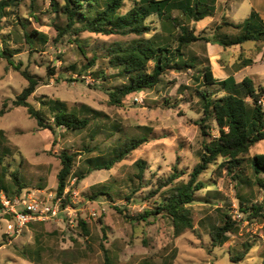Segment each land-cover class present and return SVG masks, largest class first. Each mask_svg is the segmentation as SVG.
Wrapping results in <instances>:
<instances>
[{"label": "rangeland", "instance_id": "1", "mask_svg": "<svg viewBox=\"0 0 264 264\" xmlns=\"http://www.w3.org/2000/svg\"><path fill=\"white\" fill-rule=\"evenodd\" d=\"M32 1L25 0L19 6L9 2L0 21V51L6 49L7 56L11 55L15 64H21V70L26 69L40 79L29 102L36 107H39L41 100L53 99L61 101L68 108L78 109L85 105L101 113V116L92 121L88 129L79 132L57 128L52 133L48 129L38 128L25 108L13 106L16 96L26 86V80L5 58L0 57V130L5 137L4 145L9 150L5 159L7 171L4 173V180L10 186L9 193L15 189L11 182L15 170L29 186L28 190L54 193L56 176L61 168L59 153L70 150L80 154L76 160L77 173L84 159L110 153L116 143L115 124L124 125L129 131L138 126L149 127L152 129V139L110 170L91 171L79 183L74 180L76 174L72 175L68 186L74 207L64 209L58 216L45 222L31 223L20 235L11 237L5 235L7 224L0 218V264H262L264 221H246L237 211L235 182L216 166L209 167L199 177L206 188L195 193L196 201L190 206L192 229L175 236L166 217H149L147 222L133 223L125 217L133 219L155 209L153 201L158 196H154L150 190L155 189L156 179L166 178L176 167L184 172L182 178L187 180V174L199 161L202 137L195 122L201 118L202 111L197 94L190 97L187 89L201 83L199 77L195 80L196 72L168 71L153 89L128 96L122 106L110 105L106 89L124 80L114 77L115 71L102 61L80 77L77 71L87 65L90 55H80L74 41L77 36H64L56 40V26H63L65 19L55 12L52 5L57 2L60 7L63 0ZM252 4L255 5L256 0H219L213 17L193 25L197 33L205 28L211 33L210 29L216 25L225 27L228 22L242 23L250 14ZM129 5L128 2L126 8ZM173 15L181 17L177 12ZM21 21L28 31L46 34L48 42L31 51L24 43ZM150 21L159 32L153 34L151 31L150 36L154 35L156 41L163 38V43L173 50L178 31L169 35L161 23L153 18L147 20ZM226 28L222 32H237ZM130 38L87 32L78 36V39L86 42L87 49L95 50L98 55L105 52L104 48L127 42ZM244 45L249 48L253 42ZM215 48L210 43L198 42L191 45L189 50L201 57L208 56L211 64L214 58L210 54ZM227 52L223 54L225 56L220 55L221 61ZM71 66H75L77 71L71 70ZM48 68L55 69V75H49ZM257 68L251 65L237 78L250 76L255 85L264 88V77L260 81L252 77ZM98 70L109 75L107 81H97L95 76L89 74ZM47 121L52 120L48 117ZM211 134L216 135L215 129ZM261 154H264V140L256 143L249 155L253 158ZM138 162L145 167L143 181L139 183L135 180L136 184L125 188L123 184L128 177L138 172ZM107 182H116L115 188L121 190L112 202L89 201L82 197L92 185ZM212 192H221L225 200L211 197ZM130 193L131 197L127 200L125 194ZM255 199L264 205L263 193H256ZM114 207L123 212L119 213ZM221 207L239 226L237 234L228 235L229 249H224L226 246L212 247L208 235L210 228L220 224L218 209ZM17 210L20 211L19 208ZM80 221L87 225L89 236H85L78 226ZM239 254L240 260H234Z\"/></svg>", "mask_w": 264, "mask_h": 264}, {"label": "trees", "instance_id": "2", "mask_svg": "<svg viewBox=\"0 0 264 264\" xmlns=\"http://www.w3.org/2000/svg\"><path fill=\"white\" fill-rule=\"evenodd\" d=\"M24 1L0 0V21L9 2L19 6ZM218 1L63 0L60 7L57 2L52 5L56 9L55 12L62 14L65 19L63 26H56V38H58L56 40L64 36H77L74 41L80 55L83 57L90 55L87 57V65L78 71L75 66H71V70H76L82 77L88 72L87 70L102 61L115 71L114 77L124 80L121 84L106 89L110 105L122 106L128 96L153 89L168 71L194 70L197 74L195 80H198V77L201 79L198 86L187 87L190 97L197 94L202 111L201 118L195 122L199 126L202 137L199 161L187 174V180L182 178L184 172H180L176 167L166 178L156 179L155 189L150 190L154 196H158L153 201L156 205L155 209L145 211L133 219L125 215L132 223L134 221L147 222L149 217H166L171 222L175 236L192 229L193 219L190 206L196 201L195 193L206 188V184L199 177L211 166L224 171L235 182L237 211L243 215L245 220L264 221V205L256 202L255 199L256 193L264 194V154L255 155L253 158L249 155L251 148L264 140V106L260 103L261 100L264 101V88L261 85H255L250 76L244 77L240 82H236L232 76L219 80L213 75L209 57H201L189 50L191 45L198 42L217 45L226 51L238 47L241 53L237 56L236 68H244L252 63L253 57L260 50L257 47L255 50L250 48L248 51L251 54L246 56L247 51L245 50L247 49L244 44L247 42L264 43V22L258 12L252 10L242 23L228 22L225 23V27L216 25L211 28V33L206 28L197 33L193 24L207 17H213ZM128 2L130 5L126 8ZM174 12L179 13L181 17L174 16ZM150 18L161 23L169 35L171 32L178 31L177 35L174 34L176 45L173 50L163 43V38L156 41L154 35L150 36L151 31L153 34L159 33L152 26V21L147 22ZM180 20L185 23H180ZM20 24L24 29V43L31 51L37 50L36 48L48 42L46 34L35 30L28 31L22 21ZM226 27L237 30L236 34L222 32V29ZM82 32L131 38L127 42H118L104 48L105 52L98 55L95 50L87 49L86 42L78 39ZM7 53L6 49H2L0 57L5 58L27 82L13 101V106L25 108L28 116L36 121L38 128L48 129L52 133H55L57 128L79 132L88 129L92 121L100 118L101 113L85 105L78 109L68 108L61 101L54 99L41 100L39 107L31 104L29 98L35 92L40 79L26 69L21 70V64H15L11 55L7 56ZM219 62L222 63L221 58ZM55 73V69L48 68L49 75H55ZM89 74L95 76L97 81L105 82L109 78L103 70ZM48 117L52 120L51 122L47 121ZM115 125L116 143L110 153L84 159L77 173L75 172L76 160L80 154L70 150H62L59 153L61 168L56 176L57 187L55 189L58 197H62L72 175L76 174L74 180L79 183L91 171L110 170L126 159L131 152L152 139V129L149 127L138 126L129 131L124 125ZM214 129L216 135L211 134ZM4 142L5 137L0 130V190L10 197L20 196L30 191L29 186L15 170L11 175V182L15 189L9 193L10 186L4 180V173L7 171L5 159L9 150ZM85 150L91 153L88 148ZM136 165L138 172L128 177L123 184L125 188L136 184L135 180L139 183L143 181L145 167L142 162ZM114 183L116 182L92 185L88 192L82 194V197L89 201L112 202L114 197L121 192L120 189L115 188ZM256 189L257 192H255ZM131 194H125V198L128 200ZM152 197L153 195L150 196ZM211 197L221 201L225 200L221 192H212ZM66 206L74 207L70 192L66 193L61 200V208L64 209ZM114 209L119 213L123 212L119 208L114 207ZM225 210L224 207L218 209L220 224L213 226L208 232L212 247L226 246L224 249H229L228 235L238 233L237 222L232 220L229 212ZM78 226L85 236H89V229L83 221L78 222ZM240 258L241 254L234 260H240ZM262 264H264V259Z\"/></svg>", "mask_w": 264, "mask_h": 264}, {"label": "built area", "instance_id": "3", "mask_svg": "<svg viewBox=\"0 0 264 264\" xmlns=\"http://www.w3.org/2000/svg\"><path fill=\"white\" fill-rule=\"evenodd\" d=\"M260 103L264 106L263 100ZM70 190L69 186H66L62 197H58L55 192L33 190L26 191L20 196L10 197L0 190V218L7 224L5 235L7 237L18 236L31 223L45 222L58 216L61 211L71 207L61 208V200L66 193L71 192Z\"/></svg>", "mask_w": 264, "mask_h": 264}, {"label": "crops", "instance_id": "4", "mask_svg": "<svg viewBox=\"0 0 264 264\" xmlns=\"http://www.w3.org/2000/svg\"><path fill=\"white\" fill-rule=\"evenodd\" d=\"M252 10H255L256 12H258V14L260 15V17L262 18L264 22V0H256V4L251 5V9L249 12H251ZM211 46L216 47L215 49H213L214 52L210 54V57L212 56V58H214L213 61H211L212 70L214 71V76L216 73V78H218L219 80H223V79H226L228 76H232L236 82H240L243 78L241 79L237 78L238 74L246 70L251 65L258 66V68L255 70L256 72H254L255 74H253L252 77H254L255 79H258V81H260V79L264 77V43L263 44L255 43L253 44L252 47L246 48L247 49L245 50L247 51L245 53L246 56H250L251 53L248 51L250 48H254L255 50V48L257 47L260 50L257 54H255V56L253 55L254 57H253L252 63L241 69L236 68L238 62L235 61V58L237 59L238 54L241 53V49H239L238 47H234L231 50H228L226 57H224L222 63H220L219 57H221L220 55H223L224 53H226V50H223L221 47L217 45H211ZM230 68L231 70H229Z\"/></svg>", "mask_w": 264, "mask_h": 264}, {"label": "water", "instance_id": "5", "mask_svg": "<svg viewBox=\"0 0 264 264\" xmlns=\"http://www.w3.org/2000/svg\"><path fill=\"white\" fill-rule=\"evenodd\" d=\"M6 219H8V217L6 216Z\"/></svg>", "mask_w": 264, "mask_h": 264}]
</instances>
